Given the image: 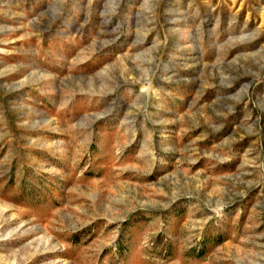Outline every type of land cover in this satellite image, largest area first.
<instances>
[{"label": "rangeland", "instance_id": "rangeland-1", "mask_svg": "<svg viewBox=\"0 0 264 264\" xmlns=\"http://www.w3.org/2000/svg\"><path fill=\"white\" fill-rule=\"evenodd\" d=\"M0 264H264V0H0Z\"/></svg>", "mask_w": 264, "mask_h": 264}]
</instances>
